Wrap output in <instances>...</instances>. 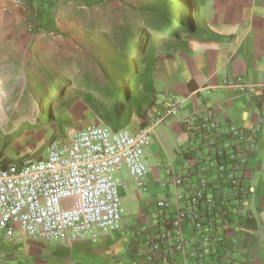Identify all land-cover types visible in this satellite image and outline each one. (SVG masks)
<instances>
[{"label": "built area", "instance_id": "built-area-1", "mask_svg": "<svg viewBox=\"0 0 264 264\" xmlns=\"http://www.w3.org/2000/svg\"><path fill=\"white\" fill-rule=\"evenodd\" d=\"M165 114L177 116V103ZM188 130L196 150L208 144V156L193 159L188 175L166 176L165 183L184 191L174 201L153 202L157 223L139 232L146 234L144 255L154 264H241L234 254L248 217L245 180L260 126L248 133L201 117ZM150 134V127L133 133L92 124L52 143L45 158L0 166V236L13 240L20 232L70 243L117 230L123 208L115 173L123 167L138 186L145 185Z\"/></svg>", "mask_w": 264, "mask_h": 264}, {"label": "crops", "instance_id": "crops-1", "mask_svg": "<svg viewBox=\"0 0 264 264\" xmlns=\"http://www.w3.org/2000/svg\"><path fill=\"white\" fill-rule=\"evenodd\" d=\"M192 2L197 9L198 37L180 47H158L153 75L155 104L145 120L134 116L127 128L133 133L151 128L147 148L151 170L142 187L125 168L115 173L122 182L120 227L70 243L32 239L20 232L13 240L0 236V264H154L144 255L146 234L139 232L145 224L157 223L155 200L167 197L174 201L175 194L184 191L164 182L168 173L188 175L193 159L208 156V144L204 142L203 149L196 150L188 130L201 117L248 133L260 126L257 151L248 161L245 180L248 217L237 233L241 244L234 257L241 264H264V0ZM19 63L22 71L34 66ZM9 66L16 68L7 62L0 65L3 69ZM3 78L1 75L0 83ZM174 102L177 116L166 115ZM82 104L84 120L103 125ZM124 204L130 205L129 212Z\"/></svg>", "mask_w": 264, "mask_h": 264}, {"label": "rangeland", "instance_id": "rangeland-1", "mask_svg": "<svg viewBox=\"0 0 264 264\" xmlns=\"http://www.w3.org/2000/svg\"><path fill=\"white\" fill-rule=\"evenodd\" d=\"M148 2L109 1L91 9L71 3L57 13L61 34L35 35L23 0H0V65H16L0 67V76H4L0 83V157L14 162L45 158L52 143L66 142L74 130L92 125L84 120L82 112L86 108L82 101H76L72 82L86 76L101 81L90 53L99 55L96 48L105 43L107 33L103 30L131 18ZM22 61L34 66L30 69L26 65L24 72L19 63ZM53 79L70 82L60 99H55L49 84ZM124 206L129 212L130 205Z\"/></svg>", "mask_w": 264, "mask_h": 264}, {"label": "trees", "instance_id": "trees-1", "mask_svg": "<svg viewBox=\"0 0 264 264\" xmlns=\"http://www.w3.org/2000/svg\"><path fill=\"white\" fill-rule=\"evenodd\" d=\"M122 0H23L29 13V24L35 35L61 34L57 13L62 6L78 4L87 9ZM131 18L114 23L107 31L105 43L96 48L91 58L100 70L101 81L86 76L72 82L77 95L92 115L113 131L128 128L134 116L146 119L155 104L153 75L159 46L176 48L197 38L196 6L192 0H148ZM53 79L55 99L65 94L70 82ZM50 98V97H47ZM46 98V99H47ZM8 158L0 157L5 168Z\"/></svg>", "mask_w": 264, "mask_h": 264}, {"label": "bare ground", "instance_id": "bare-ground-1", "mask_svg": "<svg viewBox=\"0 0 264 264\" xmlns=\"http://www.w3.org/2000/svg\"><path fill=\"white\" fill-rule=\"evenodd\" d=\"M32 118H31V116H30V120H31Z\"/></svg>", "mask_w": 264, "mask_h": 264}]
</instances>
